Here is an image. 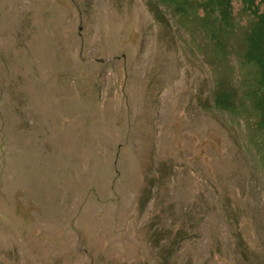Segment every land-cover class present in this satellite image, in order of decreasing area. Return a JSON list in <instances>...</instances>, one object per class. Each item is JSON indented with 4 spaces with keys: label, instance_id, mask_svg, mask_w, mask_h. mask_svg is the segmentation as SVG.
<instances>
[{
    "label": "rangeland",
    "instance_id": "rangeland-1",
    "mask_svg": "<svg viewBox=\"0 0 264 264\" xmlns=\"http://www.w3.org/2000/svg\"><path fill=\"white\" fill-rule=\"evenodd\" d=\"M148 1L0 0V264H264L245 121Z\"/></svg>",
    "mask_w": 264,
    "mask_h": 264
},
{
    "label": "trees",
    "instance_id": "trees-1",
    "mask_svg": "<svg viewBox=\"0 0 264 264\" xmlns=\"http://www.w3.org/2000/svg\"><path fill=\"white\" fill-rule=\"evenodd\" d=\"M148 2L164 27L171 24L170 15L193 41L203 40L200 50L215 71L213 106L245 121L250 143L264 169V0H241L242 10L249 17L245 25L237 20L235 0ZM236 43L239 81L235 67L229 63L231 46ZM155 177L146 176L139 197L141 206L149 197Z\"/></svg>",
    "mask_w": 264,
    "mask_h": 264
}]
</instances>
